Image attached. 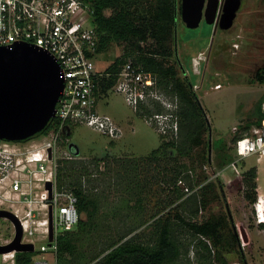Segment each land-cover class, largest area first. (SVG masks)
Listing matches in <instances>:
<instances>
[{"label": "rangeland", "instance_id": "rangeland-1", "mask_svg": "<svg viewBox=\"0 0 264 264\" xmlns=\"http://www.w3.org/2000/svg\"><path fill=\"white\" fill-rule=\"evenodd\" d=\"M109 13L107 12L108 15ZM175 35L172 42L175 56L170 62L179 61L182 67L180 69L178 65L179 77L189 80L207 114L211 130L205 135V140L209 142V147H197L189 157H181L176 149L168 148V159L164 157L160 158L158 163H148V156L160 148L163 142L178 139L159 133L144 116H140L127 104L122 93L110 91L105 94L100 100L99 111L110 115L121 124L124 129L123 137L113 141L86 125H76L72 127L67 145L65 146L62 140L67 133L60 135L57 144V161L83 160V166L78 170L82 167L87 168L88 174L84 177V182L87 191L99 205L95 219L81 228L76 226L73 229L79 234H86L91 226L97 224V227L88 234L80 236L72 260L75 259L82 264H96L107 254L106 252L102 255V252L111 243L118 241L122 233L138 226L135 233L141 232L146 236L155 230L154 222L156 223L158 219L164 222L169 217L173 224L182 227L176 231L181 243V255L170 264H223L216 258L218 248L210 241H207L208 252L198 248L197 237L188 233L187 226L176 217L179 213L185 220L196 223H202L212 216H227L240 239L235 250L223 251L228 264H243V258L246 264H264V224L262 226L258 223L254 207L260 197L258 174L260 170L264 175V159L258 161L257 157L252 156L239 160L234 151L236 138L246 133L244 127L258 118L259 102L260 100L264 102V83L257 78L258 72L264 75V0H242L233 27L226 31L221 30L219 25L208 24L205 20L198 28H189L178 11ZM200 52H205L208 60L202 64L200 74H194L192 59ZM124 53V44H112L106 52L97 56L98 69H107ZM217 84L221 85L220 89L214 88ZM160 91L166 98L175 102L174 95L167 94L162 89ZM157 105L160 104L149 106L151 113L148 115L154 112L165 114L171 112L162 105L157 109ZM45 140H48V135L19 143L18 152H26L30 145ZM70 144L79 147L81 151L79 157L69 151ZM207 151L209 164L202 160V154ZM224 153L231 155L233 161L219 167L216 160ZM133 159L138 163V167L127 175L124 167L131 170L132 165L124 160ZM236 160L238 161L236 166H232ZM97 161H100L98 165ZM180 164L187 165L188 169L192 170L190 176L194 186L189 192L178 197L176 185H169L163 178L173 177L171 168L179 167ZM251 168H257L255 203L247 198L249 190L245 183V172ZM261 181L264 185V176L263 178L261 176ZM208 182L216 184L220 197L216 200L212 196L208 197L207 207L202 208L198 216H192L190 213L192 203L186 200L194 192H199ZM127 186L130 190L126 188ZM3 190L5 189L2 188L0 193L2 199ZM41 190L40 188L34 192L40 193ZM139 198L142 199V207L137 210L135 207L138 206ZM128 201L129 207H123ZM37 206L39 212L35 211L36 220L43 217L41 204ZM32 208V205L29 208L16 197L7 199L5 204L0 205V210L13 213L17 211L20 217L25 216L27 210ZM81 218L86 219V215H81ZM36 226L33 225L34 228ZM14 236L13 224L7 219L0 218V245L8 244ZM32 239L35 241L36 250L42 245L49 244L40 233L35 234ZM143 239L147 240L148 236ZM202 255L209 258H203ZM41 256L43 255L39 258ZM44 257L50 264H57L56 255L52 250L44 253Z\"/></svg>", "mask_w": 264, "mask_h": 264}, {"label": "built area", "instance_id": "built-area-1", "mask_svg": "<svg viewBox=\"0 0 264 264\" xmlns=\"http://www.w3.org/2000/svg\"><path fill=\"white\" fill-rule=\"evenodd\" d=\"M99 42L90 0H0V48H13L18 44L35 46L55 58L64 80V90L56 105L55 127L48 134V140L30 145L23 153L18 152V144L22 142L0 140V184L9 179L18 201L26 203L29 208L33 203L41 204L42 219L36 220L37 209L27 210L23 217L15 212L23 227L22 243L35 246L32 237L37 233L49 243L39 250L35 249L37 255L32 264H50L44 257L49 250L55 253L57 259L58 236L73 230L81 217L76 198L57 189V144L60 135L76 125H86L113 141L124 135L120 123L99 111L100 100L105 95L102 93L103 84L112 77L107 69L100 70L96 65ZM207 60L205 52L192 59L194 74H200V68ZM214 88L220 89L221 85L217 84ZM110 91L122 93L135 112L149 109L155 103L171 110L166 114H145L144 118L162 135L179 138L178 97L172 102L161 94L157 77L136 64L133 58L129 57L120 67L115 83L107 93ZM262 108L264 112V102ZM49 149L53 150L52 159L49 158ZM234 151L239 160L252 156L258 161L264 158V120L262 126L253 127L237 139ZM237 162L234 161L232 166H236ZM48 182L53 184L51 198L46 189ZM179 185L183 191L189 192L186 183L180 181ZM40 188V193L34 192ZM3 197L0 198V205L7 200L4 194ZM50 207L52 242L49 241ZM254 207L258 223L264 224V199L261 196ZM15 255L16 252L0 255L1 264H16ZM40 255L43 256L39 258Z\"/></svg>", "mask_w": 264, "mask_h": 264}, {"label": "trees", "instance_id": "trees-1", "mask_svg": "<svg viewBox=\"0 0 264 264\" xmlns=\"http://www.w3.org/2000/svg\"><path fill=\"white\" fill-rule=\"evenodd\" d=\"M181 3L182 0H90L94 23L100 41L98 54L106 52L112 44L125 45V53L116 59L106 70L112 73V77L103 84L102 93L107 94V91L115 83L116 74L119 72L120 67L131 57L145 71L151 72L157 77L158 86L162 91L172 94L179 99L180 105L177 111L180 120L179 138L176 141L163 142L160 148L154 150L148 156V163H158L159 159L164 157L168 159V148L176 149L181 157H189L195 148L201 146L209 147V142L205 140V135L211 130L207 114L189 80L179 77V61L177 60L175 63L170 62L171 58L175 56L172 42L174 41L177 24L176 11H179L181 14ZM107 12H110L109 15ZM149 42L152 44H148ZM257 78L260 82L264 83L263 74L261 75L258 72ZM262 103L263 100H260L257 108L258 118L244 127L246 132H249L253 127L262 126V121L264 120ZM157 109H160V105H157ZM149 113L151 111L147 108L138 112L140 116ZM55 122L56 120L52 119L44 131L27 141L48 135L55 127ZM62 140L66 146L68 137L65 136ZM208 157V151L204 152L202 154L203 162L209 164ZM232 159V156L229 154H221L216 160V165L222 167L232 162ZM124 162L132 165L131 170L129 167H124L125 171L128 172L127 175L131 171H134L136 166L138 167L135 159L130 161L124 160ZM83 163V160H59L57 161L56 172L57 189L60 192L72 194L76 198V206L80 216L86 215V219L80 217L77 225L79 228L88 222L90 223L93 218L95 219V215L99 210L98 201L87 191L88 188L84 182V177L88 174L87 168L82 167V169L78 170L80 166H83ZM96 163L98 165L100 161ZM171 171L174 173V176L169 179L164 177L163 179L169 185H176L178 197H181L187 192L183 191L182 187L177 183L182 181L191 190L194 186V181L190 176L192 170L188 169L187 165L180 164L179 167L171 168ZM183 174L185 175L183 176ZM245 177V183L249 190L247 198L255 203L257 199V194L255 193L257 190V168H251L246 171ZM195 185H197L196 182ZM136 186L138 187L137 183ZM126 188L130 190L128 186ZM217 188L215 183L208 182L201 187L199 192H194L186 200L192 203L190 206L192 216H198L200 210L207 207L209 203L208 197L212 196L214 200L219 199L220 191L218 192ZM141 201L142 199L140 198L137 200L138 206L135 207L137 210L139 207H142ZM123 207L128 208L129 201ZM176 217L187 226L188 233L197 237V246L200 250L208 252L209 244L207 241H210L213 246L218 248L216 258L221 263L228 264L223 251L230 252L233 249L235 250L239 246V238L234 226H231L232 222L228 220L227 216H212L202 223L185 220L179 213ZM96 227L97 224L95 223L86 234ZM180 228L182 227L173 224L169 217L164 222L160 219L156 223L154 222L155 230L148 235L146 234V236L141 234V232L135 233L138 226L137 228H131L127 232L122 233L118 241L111 243L102 252V255L106 252L107 254L99 259L96 264L173 263L181 255V243H179L178 233H176L177 229ZM86 234H79L71 230L62 232L58 236L57 264H82L75 259L72 260V258L75 255L76 242L80 239V236ZM131 234L133 235L131 236ZM129 236L131 237L128 238ZM147 236L148 239L144 240L143 237ZM202 251L200 252L203 253ZM36 255V252L16 253V264H32L33 258ZM202 257L209 258V256L205 255H202ZM242 262L246 264L244 258Z\"/></svg>", "mask_w": 264, "mask_h": 264}, {"label": "water", "instance_id": "water-1", "mask_svg": "<svg viewBox=\"0 0 264 264\" xmlns=\"http://www.w3.org/2000/svg\"><path fill=\"white\" fill-rule=\"evenodd\" d=\"M181 5V18L187 27L198 28L205 20L226 31L233 27L242 0H182ZM177 19L176 11V22ZM63 90L61 67L51 55L28 44H18L13 48L1 47L0 140L23 142L44 131L55 118L56 105ZM69 151L76 157L80 156L79 147L75 144H70ZM48 152L52 159L53 150L49 149ZM46 189L51 198L52 182L47 183ZM49 211V241L52 242V207ZM0 218L9 220L15 228L12 242L0 245V255L12 252L33 253L34 244L22 243L23 227L19 217L11 211L0 210ZM235 231L237 233L236 228Z\"/></svg>", "mask_w": 264, "mask_h": 264}, {"label": "crops", "instance_id": "crops-1", "mask_svg": "<svg viewBox=\"0 0 264 264\" xmlns=\"http://www.w3.org/2000/svg\"><path fill=\"white\" fill-rule=\"evenodd\" d=\"M72 127L73 126H71L70 128H69V130L68 131H66L65 132V134L67 133V137H69V136H71V134H72ZM80 150V149H79ZM81 152V151H80ZM72 153V152H71ZM73 154V153H72ZM262 159H264V158H262ZM261 159V160H262ZM261 160H259V161H261ZM264 171V170H263ZM261 176H262V178H263V172L262 171H260L259 170V174H258V183L260 184L259 185V191H260V196H263L264 197V185H262V181H261ZM10 184H11V181L9 180V179H7L5 182H3L2 184H0V193L2 192V188H4L5 190H3V194H4V196L5 197H10V198H14V197H18V195L11 189V187H10ZM3 185V186H2ZM6 187H8V188H6ZM4 199V198H3ZM8 199V198H7ZM24 205H27L26 203H23ZM32 206H33V208L32 209H37V204H32ZM262 226H263V224H261Z\"/></svg>", "mask_w": 264, "mask_h": 264}, {"label": "bare ground", "instance_id": "bare-ground-1", "mask_svg": "<svg viewBox=\"0 0 264 264\" xmlns=\"http://www.w3.org/2000/svg\"><path fill=\"white\" fill-rule=\"evenodd\" d=\"M8 199H10V197H7Z\"/></svg>", "mask_w": 264, "mask_h": 264}]
</instances>
